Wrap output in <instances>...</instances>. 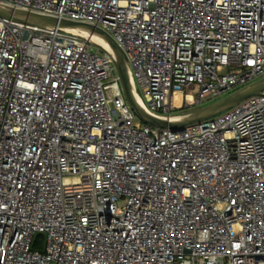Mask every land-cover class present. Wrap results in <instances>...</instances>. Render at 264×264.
I'll list each match as a JSON object with an SVG mask.
<instances>
[{
	"label": "built area",
	"instance_id": "obj_1",
	"mask_svg": "<svg viewBox=\"0 0 264 264\" xmlns=\"http://www.w3.org/2000/svg\"><path fill=\"white\" fill-rule=\"evenodd\" d=\"M0 6L107 31L156 117L264 78V0ZM0 264H264V90L160 127L111 47L0 18Z\"/></svg>",
	"mask_w": 264,
	"mask_h": 264
},
{
	"label": "water",
	"instance_id": "obj_2",
	"mask_svg": "<svg viewBox=\"0 0 264 264\" xmlns=\"http://www.w3.org/2000/svg\"><path fill=\"white\" fill-rule=\"evenodd\" d=\"M0 18H6L16 22L37 25L40 27H84L92 32L98 33L102 38H104V40H106L116 55L128 100L145 122L158 125L160 127L169 126L172 129H181L188 124L214 117L236 106L253 95L261 94L264 90V78H261L247 87L236 90L220 99L195 109L189 114H186L185 117L180 120L174 121L156 117L147 112L137 100L129 72L127 57L115 39L101 27L87 22L58 18L56 16L41 14L20 8H5L1 6Z\"/></svg>",
	"mask_w": 264,
	"mask_h": 264
},
{
	"label": "bare ground",
	"instance_id": "obj_3",
	"mask_svg": "<svg viewBox=\"0 0 264 264\" xmlns=\"http://www.w3.org/2000/svg\"><path fill=\"white\" fill-rule=\"evenodd\" d=\"M67 30L74 32L76 34H80L83 36H88L91 37L93 40H95L96 42L104 45L105 47H110V45L106 42V40H104V38H102L98 33L96 32H92L89 29H86L84 27H66ZM137 100L139 101V98L136 96ZM191 98V96H190ZM140 102V101H139ZM175 104L176 105H181L182 104V93L181 92H177L176 96H175ZM185 115H173L172 120H180L182 118H184Z\"/></svg>",
	"mask_w": 264,
	"mask_h": 264
},
{
	"label": "rangeland",
	"instance_id": "obj_4",
	"mask_svg": "<svg viewBox=\"0 0 264 264\" xmlns=\"http://www.w3.org/2000/svg\"><path fill=\"white\" fill-rule=\"evenodd\" d=\"M224 96H225V94L222 95V96H220L218 99H220V98H222V97H224ZM207 104H208V103H206V105H207ZM187 111H189L187 108H186L185 110H182L180 115H183V113H186ZM176 112H178V111H176ZM41 237L43 238V236H41Z\"/></svg>",
	"mask_w": 264,
	"mask_h": 264
}]
</instances>
